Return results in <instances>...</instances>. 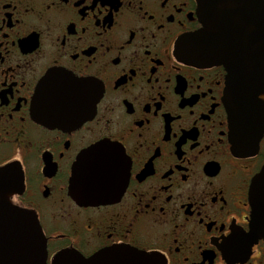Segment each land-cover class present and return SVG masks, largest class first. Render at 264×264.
<instances>
[{
    "label": "flooded vegetation",
    "instance_id": "af4514ba",
    "mask_svg": "<svg viewBox=\"0 0 264 264\" xmlns=\"http://www.w3.org/2000/svg\"><path fill=\"white\" fill-rule=\"evenodd\" d=\"M199 1L0 0V187L37 214L47 264L113 248L145 264H264V240L247 237L264 136L253 156L231 150L226 70L188 45ZM52 71L58 125L35 101ZM101 140L123 147L128 183L83 205L72 167Z\"/></svg>",
    "mask_w": 264,
    "mask_h": 264
},
{
    "label": "water",
    "instance_id": "95a60500",
    "mask_svg": "<svg viewBox=\"0 0 264 264\" xmlns=\"http://www.w3.org/2000/svg\"><path fill=\"white\" fill-rule=\"evenodd\" d=\"M202 27L188 40L190 52L226 70L223 101L230 124L231 150L236 156L255 155L264 136V0H200ZM50 72L40 83L35 101H45L46 121L60 124L56 110L65 98ZM53 86V88H51ZM129 161L123 147L101 140L82 150L72 167L70 194L83 205L114 201L129 179ZM8 182L7 170L0 183ZM251 206L249 246L264 240V164L249 186ZM129 252L113 248L99 255L59 251L53 264H145L146 255H109ZM0 264H47V240L37 214L14 205L6 187H0Z\"/></svg>",
    "mask_w": 264,
    "mask_h": 264
}]
</instances>
